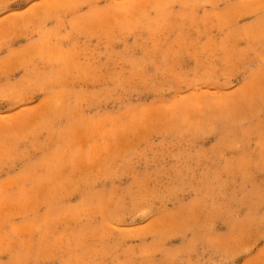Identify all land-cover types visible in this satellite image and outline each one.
<instances>
[{
    "label": "rangeland",
    "instance_id": "obj_1",
    "mask_svg": "<svg viewBox=\"0 0 264 264\" xmlns=\"http://www.w3.org/2000/svg\"><path fill=\"white\" fill-rule=\"evenodd\" d=\"M0 264H264V0H0Z\"/></svg>",
    "mask_w": 264,
    "mask_h": 264
},
{
    "label": "bare ground",
    "instance_id": "obj_2",
    "mask_svg": "<svg viewBox=\"0 0 264 264\" xmlns=\"http://www.w3.org/2000/svg\"><path fill=\"white\" fill-rule=\"evenodd\" d=\"M185 4H186V1H185ZM52 5V4H51ZM56 4H53L52 5V9H54L53 7L55 6ZM56 7V6H55ZM58 8V7H57ZM126 8V7H125ZM123 9V8H122ZM163 14H164V12H163ZM164 16V15H163ZM156 18V17H155ZM162 20V19H161ZM150 21V20H149ZM152 24V23H151ZM155 26H156V24H155ZM180 101V100H179ZM192 105V104H191ZM199 107V106H198ZM142 109V108H141ZM181 109V108H180ZM180 115V114H179ZM178 115V116H179ZM184 118H185V116H184ZM187 119V118H186ZM227 118H225V120H226ZM181 121H183V119H181ZM82 122V121H81ZM220 122V121H219ZM226 122V121H225ZM257 122V121H256ZM183 123V122H182ZM83 124V123H82ZM94 125L95 124H93L92 125V128L94 127ZM236 125H238V124H236ZM254 125V124H253ZM95 129L96 130H101V122H97L96 123V127H95ZM242 129H243V127H242ZM227 130V129H226ZM236 130V129H235ZM243 130H245V129H243ZM246 131V130H245ZM109 132H111V131H109ZM227 132V131H226ZM230 132H232V131H229L228 133H230ZM240 132V131H239ZM243 132V131H242ZM225 133V132H224ZM241 133V132H240ZM244 133V132H243ZM179 135H180V133H178ZM238 134V133H237ZM242 134V133H241ZM226 135V134H225ZM179 138V137H178ZM237 138V137H236ZM235 139V138H234ZM239 140H240V138H239ZM232 141V140H231ZM246 141V140H245ZM231 143V142H230ZM94 151L93 150H90L89 151V154H92ZM199 155V154H198ZM188 164V163H187ZM226 166H228L227 164H226ZM97 196H92V198H96ZM53 215H54V213H53Z\"/></svg>",
    "mask_w": 264,
    "mask_h": 264
}]
</instances>
